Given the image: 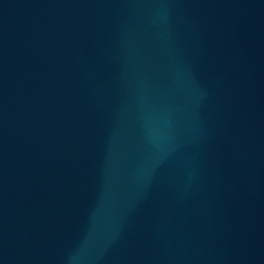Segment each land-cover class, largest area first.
Instances as JSON below:
<instances>
[{
    "label": "water",
    "instance_id": "1",
    "mask_svg": "<svg viewBox=\"0 0 264 264\" xmlns=\"http://www.w3.org/2000/svg\"><path fill=\"white\" fill-rule=\"evenodd\" d=\"M0 264H264V0H0Z\"/></svg>",
    "mask_w": 264,
    "mask_h": 264
}]
</instances>
